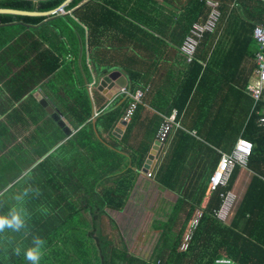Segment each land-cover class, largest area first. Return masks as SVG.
I'll return each instance as SVG.
<instances>
[{
  "label": "trees",
  "instance_id": "1",
  "mask_svg": "<svg viewBox=\"0 0 264 264\" xmlns=\"http://www.w3.org/2000/svg\"><path fill=\"white\" fill-rule=\"evenodd\" d=\"M176 1L0 0V9L42 14H0V31L8 29L10 60L16 66L28 61L25 69L29 83L13 91L14 97L21 98L41 82L49 87L59 84L55 95L64 118L74 127V133L67 137L50 117L45 120L44 146L35 152L47 154L58 143L61 145L38 165V175L28 183H16L15 188L22 185L32 189L24 199L26 228L0 232V264H28L23 249L30 246L33 235L45 241L40 264H215L221 258L239 264H264V128L259 126L260 114L245 92L256 69L258 46L253 31L257 25H264V0H216L221 12L217 31L204 35L166 111L156 107L168 115L176 109L178 118L183 114L182 125L187 130L177 131L172 150L156 175L162 187L179 197L169 220L155 228L162 234L150 258L131 253L108 226V211L124 210L146 157V148L133 145V141L137 138L135 129L148 128L153 122L146 124L144 104L156 105L147 99L151 87L147 51L155 49V42L167 45L166 39L181 47L192 26L205 21L210 13L208 0ZM67 3V9L75 8L74 18L46 16ZM172 25L173 31L167 35L165 31ZM85 27L90 52L98 59L93 63L95 76L117 69L128 80L127 93L120 94L109 106L99 107L97 116L87 87L91 74L85 59ZM109 29L121 33L118 45L126 49L134 46L136 51L134 60L124 54L119 60L121 68L100 67L107 61L102 39ZM58 37L60 41H56ZM25 43L28 54L21 55ZM15 83L12 80V85ZM138 90L144 95L118 140L112 130ZM232 93L234 106L228 111ZM195 107L203 113L192 116ZM163 121L156 118L157 130ZM193 131L199 139L192 136ZM239 137L254 145L247 167L253 173L249 185L242 198L232 190L240 170L237 167L228 187L211 195L187 250L182 251L185 234L208 187V183L205 188L197 186L189 193L186 182L176 179L175 175L181 174L183 155L192 148L183 143L192 141L228 150ZM227 190L237 194V201L232 216L222 223L214 211L221 206L220 194ZM12 191L8 190V205L4 197L0 198V214L15 203ZM15 246L21 248L20 255L14 253Z\"/></svg>",
  "mask_w": 264,
  "mask_h": 264
},
{
  "label": "crops",
  "instance_id": "2",
  "mask_svg": "<svg viewBox=\"0 0 264 264\" xmlns=\"http://www.w3.org/2000/svg\"><path fill=\"white\" fill-rule=\"evenodd\" d=\"M186 1L187 0H178L176 3L184 4ZM166 9L168 11L170 10L169 7H166ZM176 20L177 17L173 19V22ZM25 31L29 32L28 28ZM133 31L134 30H132V33L134 34ZM172 31L173 25L170 26L169 30H166L165 33L171 35ZM85 35V59L91 74V80L87 86L89 90V86H91L96 79L93 63L97 62L96 60L98 59H96L95 54L90 52L88 45V30L86 27ZM119 36H121V33H119L118 30L109 29L106 36L103 37L102 41L104 42V47H102V52L104 53L103 58L107 61L101 63V68H121L119 60L124 57V54L132 55L134 60V54L136 52L134 46L126 49L127 47L118 45ZM120 39H122V37ZM53 40L55 41V38H53ZM60 40L61 38H56V41ZM109 41L112 42V44H110ZM166 42L167 45L163 46L155 42V49L147 51L148 79L151 86L149 87L150 90L148 88L149 97L147 99L148 101L150 100L151 103L155 101L156 105H153V108L146 103L144 104L146 108L144 116L148 118L146 124H150V121L153 122L148 128L144 126L137 130L135 129L134 135L137 138L133 141V145L146 148V157L139 170L137 183L124 210L120 212L108 211L110 221L108 220L107 223L108 226H110L109 228L117 234V240L122 239L124 243L128 245L130 252L133 254L134 250H132V245H139L140 243L147 244L150 241L155 246L158 244L162 232L155 228L158 223L167 222L169 220L179 197L176 192L162 187L156 181V175L164 157L172 150V142L174 138L177 137V131L180 129L187 130L186 127H184L185 125H182L184 115L182 114L181 117L178 118L176 109H173L168 115L156 108L161 107L166 111L168 104H170L173 99V93L178 90L179 85L183 81L184 72L187 68V62L180 53V46L175 45L172 40L166 39ZM44 43L45 47H47L48 44L46 42ZM27 47V43L22 44L21 55H23V53L28 54ZM10 58L8 54V29H6L0 31V198L4 197V203L7 205L8 190L10 188L13 190L12 196L13 194H19L24 186L21 185L15 188L16 183H28L34 175H38V165L61 145V143H58L47 154L35 152L44 146V123L47 117L51 118L46 108L41 104V99L37 98L36 94L40 93L43 98L48 100L52 104V107L63 116L60 99L56 97L54 92L55 89H59V84L49 87L45 85V82H41L36 85L30 93H27L19 99L14 97L13 91L29 83V77L26 76L28 75V71L25 69L28 61H26L25 64L16 66L15 62L11 61ZM12 80H16V83L13 85ZM89 95L94 104L93 110L95 116L98 115L99 107L104 104L109 106L115 99L111 101L108 100L102 92L96 89V85L93 86L91 92L89 91ZM233 98L234 95L232 93V96L230 95L229 97L228 111L234 106ZM197 108L198 107H195L191 110L190 113L192 116L203 113V111ZM173 114H176V120L181 125V128L175 130L169 144L163 147L160 156L156 159L154 155L153 160H151L152 163L148 164L147 160L149 156H151V151L157 141L158 132L162 124H160L157 130L156 118L161 117L165 119ZM114 129L112 130V134ZM191 134L194 138L199 139L196 131H193ZM121 138L117 139L120 140ZM239 138L234 141L228 150L218 149L213 145L194 144L192 141L187 140L188 142L183 144L192 148L183 155L184 158L180 170L181 174L178 176L175 175L176 179H179L181 182H186L185 187L189 193L191 191L193 192L197 186L205 188L207 183L209 184V180L220 161L221 153H230ZM153 162H156V164L154 165ZM252 176L253 173L248 168H240L232 190L238 193L241 198ZM8 181L12 183L8 185ZM211 195L207 187L199 209L204 210Z\"/></svg>",
  "mask_w": 264,
  "mask_h": 264
},
{
  "label": "built area",
  "instance_id": "3",
  "mask_svg": "<svg viewBox=\"0 0 264 264\" xmlns=\"http://www.w3.org/2000/svg\"><path fill=\"white\" fill-rule=\"evenodd\" d=\"M33 3H38L45 0H27ZM67 4L60 8L50 12V17H59L69 15L73 16V9H67ZM207 5L210 8V13L205 21H199L195 23L190 29L189 34L185 38L180 52L187 63H192L195 60L196 53L201 41L206 33H214L217 31L220 20L221 12L219 10L220 3L216 0H208ZM254 40L258 46V51L255 56L256 69L251 77L247 87L246 94L251 97L254 102L253 109L260 114L259 126L264 128V25H257L253 31ZM94 83L89 86V91H92ZM127 93L126 89L122 90L121 94ZM144 92L138 90L132 98L133 103L130 105L123 117L126 121H130L137 104L141 101ZM181 125L176 120V114H173L164 119L158 132L157 140H159L164 146H167L170 142L172 134L175 130L180 129ZM253 143L240 137L236 142L233 150L230 153H221L220 161L213 172L208 184V191L213 194L221 188H227L230 182V178L234 170L239 168H247L249 159L253 151ZM222 199L219 209L214 211L215 218L226 223L232 216L235 210L237 194L234 191L227 190L220 194ZM203 216V210L199 209L195 212L187 233L183 239L181 250L185 251L188 248L191 240L192 232L198 226L200 219ZM215 264H239L228 258H221L216 260Z\"/></svg>",
  "mask_w": 264,
  "mask_h": 264
},
{
  "label": "water",
  "instance_id": "4",
  "mask_svg": "<svg viewBox=\"0 0 264 264\" xmlns=\"http://www.w3.org/2000/svg\"><path fill=\"white\" fill-rule=\"evenodd\" d=\"M0 14H13V15H24V16H40L42 14L36 12H25V11H17V10H10V9H0ZM46 16H50V13L46 14ZM94 85H96V89L102 94H104L108 100H113L114 98L118 97L123 89L127 88L128 80L123 75L120 70H109L106 71L101 76L96 77L94 80ZM37 98L41 99V104L46 108V111L49 113L51 118L58 124V126L64 131L67 137H70L74 133V127L69 124L66 118H64L60 112L56 111L52 104L43 98L40 93L36 94ZM129 124L124 118H121L113 131V135L117 138H121L124 133L125 128ZM164 144H162L159 140L156 141L153 150L151 151V156H149L147 163H152L154 155L156 159L160 156ZM153 155V156H152ZM155 159V160H156ZM155 165L156 162H153ZM152 164V165H153Z\"/></svg>",
  "mask_w": 264,
  "mask_h": 264
},
{
  "label": "clouds",
  "instance_id": "5",
  "mask_svg": "<svg viewBox=\"0 0 264 264\" xmlns=\"http://www.w3.org/2000/svg\"><path fill=\"white\" fill-rule=\"evenodd\" d=\"M31 188H24L19 194H13L15 203L9 207L6 213L0 214V232L4 229H11L19 232L26 228L27 211L24 208V199ZM45 241L39 236L33 235L30 246L23 249V258L28 264H40L42 248ZM13 251L16 255L21 254V248L15 246Z\"/></svg>",
  "mask_w": 264,
  "mask_h": 264
},
{
  "label": "rangeland",
  "instance_id": "6",
  "mask_svg": "<svg viewBox=\"0 0 264 264\" xmlns=\"http://www.w3.org/2000/svg\"><path fill=\"white\" fill-rule=\"evenodd\" d=\"M15 31V29H11V32ZM49 32H51V29L49 30ZM251 65V63H250ZM124 228V226H123ZM124 231H125V228H124ZM155 245L150 241L149 243L147 244H143V243H140L139 245L138 244H135V245H132V250H134V254L137 256H141V257H145L147 259L150 258V256L152 255V252L153 250L155 249Z\"/></svg>",
  "mask_w": 264,
  "mask_h": 264
}]
</instances>
